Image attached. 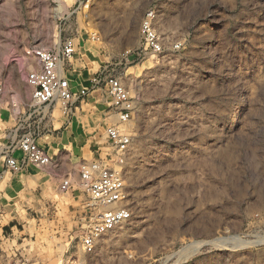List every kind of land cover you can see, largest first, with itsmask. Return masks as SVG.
Segmentation results:
<instances>
[{"label": "rangeland", "instance_id": "obj_1", "mask_svg": "<svg viewBox=\"0 0 264 264\" xmlns=\"http://www.w3.org/2000/svg\"><path fill=\"white\" fill-rule=\"evenodd\" d=\"M66 39L74 92L102 70L129 90L125 153L102 86L69 110L30 106L27 50ZM0 84V264H264V0H0ZM28 132L53 164L11 171L7 148ZM92 161L121 174L131 216L90 252L104 209L79 180Z\"/></svg>", "mask_w": 264, "mask_h": 264}, {"label": "built area", "instance_id": "obj_2", "mask_svg": "<svg viewBox=\"0 0 264 264\" xmlns=\"http://www.w3.org/2000/svg\"><path fill=\"white\" fill-rule=\"evenodd\" d=\"M142 32L147 46L152 51L159 52L161 46L149 15L143 21ZM27 54L33 57L38 64V68L28 71L25 79L27 85L32 88L30 106L49 108L54 103H60L64 110H69L90 89L102 86L105 94L111 100V108L115 117L122 124L108 126L106 128L107 138L117 152L125 153L127 151L131 139L125 123L129 120L133 110V101L129 90L120 78L108 75L102 70L90 79V87H84L74 92L63 65L75 54V43L72 39L64 40L57 49L33 47L27 50ZM3 98L4 86L0 84V115L3 109ZM11 106H14L13 102ZM9 148L10 146L6 152V163L11 171L21 170L24 163H32L39 168H46L53 164V158L47 148L39 144L32 133H24L17 140L16 146L12 149ZM13 149L17 150L20 156H16ZM79 180L87 187L91 202L98 208H104L99 212L98 217L90 225L82 239L85 248L91 252L95 249L97 239L126 222L130 218L131 212L124 205L125 184L119 172L104 166L102 162H82ZM71 185V178L66 175L59 187L60 190L65 191Z\"/></svg>", "mask_w": 264, "mask_h": 264}, {"label": "bare ground", "instance_id": "obj_3", "mask_svg": "<svg viewBox=\"0 0 264 264\" xmlns=\"http://www.w3.org/2000/svg\"><path fill=\"white\" fill-rule=\"evenodd\" d=\"M48 108H45V111L47 110ZM78 264V263H76L73 259H70V264Z\"/></svg>", "mask_w": 264, "mask_h": 264}, {"label": "crops", "instance_id": "obj_4", "mask_svg": "<svg viewBox=\"0 0 264 264\" xmlns=\"http://www.w3.org/2000/svg\"><path fill=\"white\" fill-rule=\"evenodd\" d=\"M58 128V127H57Z\"/></svg>", "mask_w": 264, "mask_h": 264}]
</instances>
